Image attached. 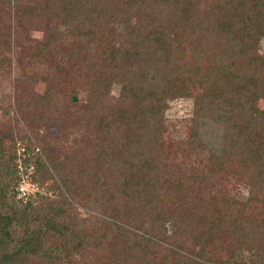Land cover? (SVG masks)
<instances>
[{
  "label": "trees",
  "instance_id": "16d2710c",
  "mask_svg": "<svg viewBox=\"0 0 264 264\" xmlns=\"http://www.w3.org/2000/svg\"><path fill=\"white\" fill-rule=\"evenodd\" d=\"M13 9L40 22L30 55L57 72L68 104L98 115V138L72 154L27 145L21 166L51 193L21 197V134L0 129V264H154L157 253L158 264H261L264 190L249 182L230 198L222 187L217 199L206 187L229 172L250 181L264 165V0H14ZM189 82L203 90L167 152L165 102L191 97ZM105 103L124 113L99 115ZM204 115L224 126L220 152L199 139ZM178 151L199 153L196 165L180 168Z\"/></svg>",
  "mask_w": 264,
  "mask_h": 264
},
{
  "label": "rangeland",
  "instance_id": "374dc122",
  "mask_svg": "<svg viewBox=\"0 0 264 264\" xmlns=\"http://www.w3.org/2000/svg\"><path fill=\"white\" fill-rule=\"evenodd\" d=\"M25 8L38 3V0H20ZM14 0H0V129L14 130V134H21L17 138L15 148L17 152V184L18 196L51 193L46 181L45 185L35 182L32 178L33 168L30 166L25 170L21 166L23 151L27 145L41 151L44 155H55L56 152L72 154L83 150L95 143L98 138L96 120L98 115L88 114L76 110L77 107L68 104L64 93L54 87L53 80L57 72L50 69L44 60L31 56L32 46L43 37V30L36 29L40 22L23 23L14 12ZM41 25V24H40ZM26 49V53L22 49ZM185 60L190 58V50L185 48ZM259 53L264 57V38L259 44ZM191 97L176 98L165 102L166 114L170 126L165 132V151L176 148L177 134L187 132L183 123L190 116L193 97L200 95L202 88L197 82H189ZM44 96L45 100L40 103L34 102V97ZM100 114L110 112L111 119H115L117 112L124 113L123 106L106 104ZM257 106L264 107V98L257 100ZM100 110V108H99ZM170 120V121H169ZM198 136L214 152H220L223 144L224 126L202 116L198 120ZM95 123V124H94ZM173 126V127H172ZM170 136V137H169ZM9 140L6 141V144ZM177 160L180 168L188 170L196 165L195 161L200 156H188L185 160L180 152ZM175 171L174 168H172ZM183 172V170L181 171ZM243 174H241L242 176ZM249 182L253 183L259 190H264V165H255L251 172L250 181L245 175L243 178L234 172L220 175L210 186L206 187L208 194L214 198H221L222 187L226 188L228 196L240 198L245 196ZM38 196V195H37ZM162 244L166 247V241ZM93 252V250L91 249ZM255 260L264 264V227L258 229V238L255 243ZM91 255V253H90ZM161 253L154 256L153 263L160 262Z\"/></svg>",
  "mask_w": 264,
  "mask_h": 264
}]
</instances>
